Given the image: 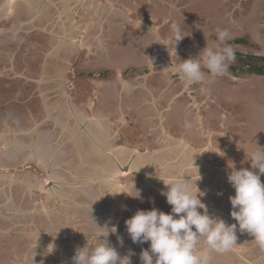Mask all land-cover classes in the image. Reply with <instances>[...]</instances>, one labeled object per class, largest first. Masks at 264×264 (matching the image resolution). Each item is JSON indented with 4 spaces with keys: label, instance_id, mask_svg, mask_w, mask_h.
I'll return each mask as SVG.
<instances>
[{
    "label": "rangeland",
    "instance_id": "374dc122",
    "mask_svg": "<svg viewBox=\"0 0 264 264\" xmlns=\"http://www.w3.org/2000/svg\"><path fill=\"white\" fill-rule=\"evenodd\" d=\"M57 1L61 5L47 2L51 7L48 17L35 2L28 3L36 17L30 14L19 25L11 13L5 14L13 8L15 13L18 2L9 7L8 0H0V75L1 70L5 74L4 65L14 61V54H20L14 43L35 38L29 24L46 31L51 25L58 37L51 50L54 62L65 57L69 45L74 69L85 63L78 69L85 71L87 79L81 90L91 93L97 78L113 80L119 72L118 79L130 84L125 92L110 93V88L103 96L106 90L95 91L88 100L87 113L93 122L98 121L95 114L99 113L104 119L101 124H108V135L103 136L88 125L108 153L90 146L88 150L82 137L83 145L79 141L74 144L78 151L73 152V169L59 161H32L14 148H5L4 156L13 158L14 164L17 157L21 161L5 166L8 162L3 163L6 160L0 153V264H72L76 248L96 244L94 223L98 227L115 225L117 231L108 241L121 257L131 250V264H140L141 249L149 244L132 243L124 221L138 209L154 207L169 213L171 206L160 194L167 190L164 183L168 184L173 174L186 175L185 179L195 182L197 169L202 176L198 186L207 191L203 202L209 213L235 223L229 215L234 189L227 182L228 167L232 162L237 170L249 169L252 153L264 149V77L249 73L251 58L256 67L264 69V61L254 60L264 57V0H66L63 8V0ZM37 17L44 18L40 21ZM173 23L187 34L176 46L177 57L169 43ZM216 29L230 33L226 43L232 45L235 61L222 76L210 77L204 69L202 82L187 84L176 67L180 61L198 58L208 39L215 40ZM34 46L35 56L26 49L23 61L16 58L18 68L28 60L32 64L46 61L47 56H39L43 49L39 42ZM29 54L34 62L27 59ZM74 69L75 77L79 72ZM10 78L3 80L5 84L0 82V94L10 96H0L3 112L16 106L15 97L25 92L22 79ZM87 96L83 98L87 100ZM80 97H75L73 87L72 100ZM103 106H109L108 112ZM24 110L32 111L25 105ZM40 111L43 107L36 119L30 112L18 123L11 118L5 127L8 135L14 132L18 137L34 122L41 123ZM116 125L119 131L114 129ZM8 135L6 139H13ZM217 147L225 153L223 158ZM129 165L134 170L119 176L117 172ZM71 175L72 179L65 181V176ZM260 179L264 183L263 175ZM133 185L140 190V199L130 197L136 195ZM236 236V246L224 253L212 252L210 264H264V246L239 229ZM118 238L123 239L122 246ZM49 244L55 245L51 253Z\"/></svg>",
    "mask_w": 264,
    "mask_h": 264
},
{
    "label": "clouds",
    "instance_id": "9594fccd",
    "mask_svg": "<svg viewBox=\"0 0 264 264\" xmlns=\"http://www.w3.org/2000/svg\"><path fill=\"white\" fill-rule=\"evenodd\" d=\"M186 36L179 24L171 25L169 43L176 57V46ZM230 38L227 29H216L215 40L208 39L198 58L180 61L176 72L189 85L205 79L204 69L210 77L224 75L235 61L233 47L226 43ZM258 149L251 155L249 169L237 170L232 162L231 167L227 165V182L234 189V195L229 197V215L235 221L233 224L209 213L208 206L203 202L207 191L198 186L197 182L202 180V176L196 167L198 180L195 182L190 178L185 179L186 175L176 174L171 175L168 184L163 182L167 190L160 194L171 206L170 212L164 213L154 207L150 210L138 209L124 221L132 243L149 244L147 249H141L140 264H210L212 252L224 253L236 246L237 229L249 233L264 246V183L260 179L264 175V149ZM217 151L218 156H225L218 147ZM251 169L258 171L253 172ZM132 190L136 195L130 197L140 199V190L134 189V185ZM94 225L98 230L96 244L76 248L71 258L72 264H131L134 253L129 250L127 255L121 257L107 239L110 234L116 233V226L109 228L107 225ZM118 242L123 245L122 238H118ZM49 245L51 253L55 245Z\"/></svg>",
    "mask_w": 264,
    "mask_h": 264
},
{
    "label": "crops",
    "instance_id": "0c3cea01",
    "mask_svg": "<svg viewBox=\"0 0 264 264\" xmlns=\"http://www.w3.org/2000/svg\"><path fill=\"white\" fill-rule=\"evenodd\" d=\"M20 1L21 0H16L14 2V3L18 2L15 13L13 12L14 10L13 8V9H8V11H6L5 14L6 15L7 13L14 14V16H16V18L18 19L17 23L19 25H23L25 23V19H23L24 17L22 16L23 9L21 7ZM24 1L26 3V5L24 6L28 8V3L32 2L33 0H24ZM42 1L45 3L50 2L52 4H54V2L55 4L58 3L57 0H42ZM58 5L61 4L58 3ZM66 5H67L66 0L65 1L63 0L62 8L66 7ZM19 6L22 10L19 9ZM40 7H42L44 12L46 13V16L48 17V15L50 14L51 7H49L50 9H48V6L46 4L44 6H39V9ZM24 12H25V16H29L30 14L34 16V13L31 11L30 8L26 9ZM37 18H39V20L42 21V18L44 17H37ZM25 25L27 26L28 24ZM28 29L35 31L36 33L35 35H33L35 37L33 40L31 36L27 38L25 37L26 39L24 38L26 41V44L24 45V49L25 50L28 49V52H30L31 54L34 48H37L34 46V43L39 42V45L43 48L42 51H38V53L41 54V55L39 54V56H43V57L47 56V59H45L46 61L40 60L41 59L40 57L39 63L37 62L36 64L33 58L32 60L34 64H32L31 62L29 63L28 60L26 63L24 62L22 63L20 69H14V70H9V63H8L3 67L8 69V73H6L7 70L5 69L4 70L5 74L3 73V75H2L3 70H1L0 82L2 84L6 83V82L4 83L3 80L7 79V76L9 75L13 76L12 79H18V80L22 79L23 81L22 85L25 89V92L24 91L22 92V96L19 97L14 96L16 98L15 100L17 103L16 106L9 108L7 107L5 112L0 111V142H1L0 148L3 146L2 148L4 149L3 153L5 152V148H14L18 153L23 151L24 155L29 156V159H32V161L33 159H40L42 161L47 160L52 162L59 161V163L63 164L64 167L66 168L70 167L71 169H73L74 167H76V165L74 164L75 162L73 160V158L76 157V155H74L73 152H76V150L78 151V149H74V144L82 142V138H83L87 142L86 144L88 150H90L89 146L92 147L94 150L95 147L97 149L99 148L103 150L101 146L104 147L105 145H100L101 142L99 140L98 141L96 140L98 135L95 136L96 137L95 138L94 136H92V134L96 129V131L101 136H103V134L108 135L107 133L108 131L105 132L106 126L108 125L107 122L106 124L104 123L101 124L99 123L98 120L95 123L93 122L94 118L88 115L87 109L90 108L88 107L90 105L89 99L94 95L95 91L98 93L100 91L102 92L103 90H106L105 94H103L102 92V95L103 96L107 95V93H109L110 88H111L110 93H112L113 90L114 91L118 90L119 92H121L120 90L122 89L123 92H125L126 91L125 89L128 88L129 86L128 84L130 83L127 84L126 80L123 79L119 80L118 79V76H120L118 75L120 74L119 72L115 74L113 80L97 78L96 79L97 81H95L92 85L91 93L81 90L82 86L85 85L87 79L84 76L85 71H80L78 69L81 67V64H85V63L82 62L80 65H78V68L74 69L73 61L75 60V58H71L69 56L71 51H73L72 47H70L69 45L65 46L68 47V50H66V48L64 50L63 55H65V57L63 56V58H60V62H54L55 56L51 54V50H52V46L57 42L58 39L55 31L56 29L52 30L51 25H49L48 31H46L44 29L34 27L33 24L32 25L29 24ZM28 52H26V54ZM30 54L27 57V59H30L29 58L31 56ZM73 69L74 71L79 72V74L76 75L75 77L74 74L72 73ZM90 72L93 73L92 71ZM72 79L73 80L77 79L79 81L78 83L79 85L77 84V82H74ZM133 86L134 84L130 85V87ZM73 87H74L75 97H79L80 95L81 96L80 98H82L81 100L79 101H76V99L75 101L72 100ZM141 88L143 89L145 88V86L142 85ZM85 95H88L87 100L83 98V96ZM0 96L4 97L7 95L5 93L3 94L1 93ZM83 99L86 101H84ZM24 105L27 106V109H30L32 111L24 110ZM41 107H43V112L40 111L38 113V115L42 120L41 123L34 122L32 126H30L29 131H27L26 133L20 132L19 136H21V139H18L19 136L14 137L13 135L15 134L18 135V133H14V132L12 134H9L13 136V139L9 137L6 139L8 132L5 129V127H6V123H8L9 120H11V118L16 123H18L21 122L24 118L28 117L30 112V115H32L31 118L36 119L37 118L36 114L39 110H41ZM102 110L104 112L105 111L108 112L107 110H109V106H107V108L103 106ZM26 112L28 113L23 115ZM97 114L99 115V113ZM95 116L97 117L96 114ZM28 123L31 124V121H28ZM39 124L43 125V127H40ZM89 124H92L94 126V127L92 126L93 129L95 128L94 130L91 128V130L93 131L92 133H90L88 126ZM114 129L116 131H119L120 127L116 125ZM13 140H15L16 142H13ZM8 144H10L9 147H7ZM105 148L111 150L110 147H105ZM93 149H91L92 152ZM3 153L1 157H4ZM81 155H82V149H81ZM29 159L28 161H31ZM6 161L8 163L12 162L11 164L9 163V166H15L16 164L20 163L21 160L20 158L18 159L17 157L16 164H14L13 158L12 160L10 158H7ZM59 163L57 164L59 165ZM67 178L72 179V175L65 176V181H67Z\"/></svg>",
    "mask_w": 264,
    "mask_h": 264
},
{
    "label": "flooded vegetation",
    "instance_id": "af4514ba",
    "mask_svg": "<svg viewBox=\"0 0 264 264\" xmlns=\"http://www.w3.org/2000/svg\"><path fill=\"white\" fill-rule=\"evenodd\" d=\"M16 0H8V3H9V5L11 4V2H12V4H13V2H15ZM21 2V6H22V11H23V13H22V16L23 17H26L25 16V8H26V6H24V5H26V3H25V1L24 0H21L20 1ZM32 2H35L36 3V6L35 7H37V8H39V6H40V3H39V0H33ZM46 5L48 6V9H50L49 7V3H46ZM31 6H34V5H31ZM31 11H32V9H31ZM33 12V11H32ZM37 12V11H36ZM38 14V13H37ZM34 16L36 17V13L34 14ZM11 17H12V19H16V16H14V14H12L11 15ZM25 19V18H24ZM19 31H22V27H20V29H18ZM3 32V31H2ZM26 39V38H25ZM25 39L24 38H22V39H20V41L19 42H15L14 44H16L17 45V48H18V45H19V48L17 49V50H20V54H14V61L13 62H10V64H9V70H14V69H20L21 68V66L18 68V64H17V61H16V58L17 57H19L20 58V60L21 61H23V59H24V54L26 55V52H27V50H24V45L26 44V41H25ZM51 43V42H50ZM20 46H22V47H20ZM23 49V50H22ZM34 54V55H33ZM36 55V53L35 52H33L32 51V56H35ZM32 59V58H31ZM22 65V64H21ZM11 78L13 77V76H10ZM14 77H16V76H14ZM18 78V77H17ZM8 97H10V96H8ZM121 108V107H120ZM214 113L211 111V115H213ZM97 119L100 121V123L104 120L103 118H101L99 115H97ZM242 134V133H241ZM240 134V135H241ZM242 140H244L243 138H242ZM2 153H3V151H1ZM2 155V154H1ZM3 156H4V154H3ZM5 157V156H4ZM7 157V156H6ZM3 158L2 157V159H7V158ZM1 160V159H0ZM2 162H3V160H2ZM5 162H7V161H4L3 163H5ZM5 166H8L9 164L7 163V164H4ZM118 173V175L120 176V171H118L117 172ZM129 174H130V172H129ZM0 182H2V180H0ZM50 182V181H49Z\"/></svg>",
    "mask_w": 264,
    "mask_h": 264
},
{
    "label": "trees",
    "instance_id": "16d2710c",
    "mask_svg": "<svg viewBox=\"0 0 264 264\" xmlns=\"http://www.w3.org/2000/svg\"><path fill=\"white\" fill-rule=\"evenodd\" d=\"M254 60H256V61H258V60L259 61H264V57L263 56H259V57H256V59H254ZM250 61L253 64V66L249 69V73L251 75H258V76H263L264 77V69L256 67L254 65L253 58H251Z\"/></svg>",
    "mask_w": 264,
    "mask_h": 264
},
{
    "label": "bare ground",
    "instance_id": "6f19581e",
    "mask_svg": "<svg viewBox=\"0 0 264 264\" xmlns=\"http://www.w3.org/2000/svg\"><path fill=\"white\" fill-rule=\"evenodd\" d=\"M231 100H232V99H231ZM233 117H234V116H233ZM233 117H232V118H233ZM95 118H97V117H95ZM105 152H107V151H105ZM132 170H134V168L132 167V165H129V167L122 168V169L119 170V171H120L121 174H124L125 172H128V173H129V172H131ZM125 175L127 176L128 174L125 173L123 176H125ZM49 183H50L51 186L53 185L52 182H49ZM51 186H50V187H51Z\"/></svg>",
    "mask_w": 264,
    "mask_h": 264
}]
</instances>
